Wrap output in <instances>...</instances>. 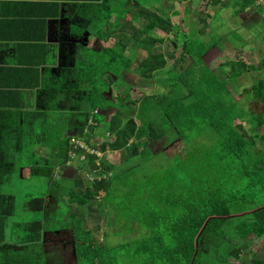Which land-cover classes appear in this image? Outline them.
<instances>
[{"label":"trees","instance_id":"1","mask_svg":"<svg viewBox=\"0 0 264 264\" xmlns=\"http://www.w3.org/2000/svg\"><path fill=\"white\" fill-rule=\"evenodd\" d=\"M144 2L148 7L141 5L139 9L116 13V22L107 35L101 37V31L97 34L93 29L99 39L115 40L113 46L101 49L97 61L94 58L90 67L82 69L80 79L84 84L82 124L77 127L75 135L91 146L93 152L75 145L72 136L59 140L57 145L56 158L65 167L75 158L78 171L85 170L95 175L94 179L73 178L75 186L68 188L64 196L68 203L77 204L76 212L70 214V221L76 255L83 264H124V259L129 264H200L203 239L218 233L232 220L231 209L239 201L245 205L253 203L252 198L224 194L218 187V191L211 189L202 193L198 189L204 190L205 181L192 171L186 172L190 166L184 159L174 164V169H164L161 165L156 173L140 176L143 178L140 180L136 172L133 181L134 169L139 166L137 159L149 162L159 154L153 151L155 142L164 141L171 145L185 139L188 144L198 137L209 141L212 138L213 147L206 150L212 172L216 166L224 163L232 165L230 169L233 164L238 165L242 168L239 176L249 178L252 188L258 187L264 191V158L261 161L258 155H251V150L257 153L262 151L257 144L261 141L259 137L264 136V113H249L241 101L247 95L264 106V78L246 89L245 95L236 94L238 90L234 80L248 66L242 59L220 61L219 55L226 57L227 45L223 38L220 37V44L215 42L211 45L210 37L207 39L204 35H209L212 29L208 32L202 26L196 31L198 36L193 31L188 35L173 22L169 13L152 10L149 6L151 0ZM213 2L218 4L220 0ZM99 6L101 8V4ZM238 7L241 12L249 8L255 19H260L258 22L264 24L263 7L256 5L255 0H241ZM195 15L199 17L198 13ZM200 15H203L199 17L201 25L206 22V18L205 13ZM111 17L112 12L100 11L98 18L109 21ZM140 19L145 24L136 26L134 22ZM156 29L166 35L160 38L154 36L153 31ZM81 32L85 33V30ZM169 35L174 37L172 41H167ZM228 35L226 32L223 36L225 38ZM215 44L216 47H213ZM179 46L182 51L178 57L176 52ZM144 51L146 53L142 57ZM260 66H264V59ZM225 67L229 68L228 76L223 78L217 71ZM127 74H134L144 80L157 75L163 77L165 74L163 84L167 91L160 95L143 93L138 98L131 96L135 87L127 79L130 76ZM60 75L61 83L74 78V73L70 74L64 69H61ZM113 86L121 91L117 101L108 97ZM111 110L113 113L108 121L104 120V129L100 134L102 141L97 145L90 144V139L85 138L88 136L86 132H94L102 124L98 115L104 114L107 119L103 112ZM244 121L251 126V134L246 132ZM256 135L258 139L255 140ZM194 149L184 148V152ZM107 151L127 154L124 157L126 167H117V164H109L100 158L98 153ZM82 156L84 158L81 160ZM133 158H136L133 160L134 165H130ZM33 159L28 161L32 174L43 173L50 179L54 177L52 168H40ZM45 159L41 157V161L45 162ZM5 165L4 160H0V169H4ZM0 173L4 174L3 171ZM233 175L229 173L227 177L222 176L216 183L227 184ZM101 193L104 195L96 208H100L102 213L115 210V217L128 220L130 232L136 224L141 232L146 230L148 234L113 247L101 245L92 231L85 227L87 211L97 202ZM36 200L38 204H34L38 210L43 209L45 198ZM6 206L7 197L0 195V241L6 232ZM81 207H88V210L79 213ZM110 224H113L112 219ZM28 228L32 232L41 231L45 224L43 220L34 221L28 223ZM236 233L246 242L264 237V203L256 205L251 214L236 226ZM38 240L40 236L32 237L30 242ZM240 253L241 249L231 251L222 255L216 263L236 264L229 259L234 257L239 260ZM252 264H264V259L254 258Z\"/></svg>","mask_w":264,"mask_h":264},{"label":"crops","instance_id":"2","mask_svg":"<svg viewBox=\"0 0 264 264\" xmlns=\"http://www.w3.org/2000/svg\"><path fill=\"white\" fill-rule=\"evenodd\" d=\"M199 1L204 5L203 8L208 6L206 11L213 12L209 9L213 0H195V4L198 5ZM171 4H174V0H151L149 6L159 13H164L162 9H165L167 12L165 14L171 15L177 12L169 6ZM141 5L148 7L144 0H0V160L6 163L4 169H0V172H4V174L0 173V179L2 175L0 195H4L1 193L2 187L10 174L8 168L10 159L13 157H9L7 152L19 149V143L23 142L27 131L35 129L36 120L40 117L43 120L59 117L57 114L61 109L63 113H70L72 123L79 126L82 124L83 99L82 91H79L80 87L84 86L80 81L82 69L90 67L94 58L97 61V55L101 49L111 47L115 43L113 38L107 41L99 39L96 33L99 34L100 30L101 37L107 35L116 22V13L139 9ZM100 11L112 12L110 20L99 19ZM190 12L195 14L196 10ZM249 13L248 8L240 15V26L237 28L243 35L247 30L256 28L258 24L264 26L261 21L254 24L250 17L252 13L250 15ZM188 14L189 11H183L184 17ZM134 24L142 26L145 21L140 19ZM207 24L203 22L199 25V22L197 24L193 19L185 23L186 29H191L195 25L197 30L199 26L207 30L209 28ZM93 29H95V34ZM81 30H85V33ZM251 35L254 34H250V37L242 36L240 39L247 45L243 55L251 52L252 45L264 46V29L259 40L255 35L253 38ZM204 36L208 38V34ZM229 39L228 35L223 38V42L234 48V42ZM242 54L235 58L228 53L227 48L226 57L219 55L218 58L221 62L230 59L238 61ZM254 56L256 60L258 54L254 52ZM242 60L246 62L248 68L242 70L241 75L234 80L238 95L250 89L258 82L261 75H264V67H255L257 64L254 65L253 62L243 58ZM61 69L70 74L74 73V78L61 83L59 81ZM228 70L227 67L219 68L217 72L221 74V77L226 78ZM248 78L258 80L246 85L245 80ZM241 101H243V108L249 113L256 115L264 113V106L259 101L247 95ZM78 112L80 113L79 119H77ZM62 117L66 119L65 116ZM243 124L246 132L251 134V126L246 121ZM68 129L70 132H76L77 127ZM200 139L207 138L201 137ZM21 145L23 146L22 143ZM39 150L47 151L43 148ZM41 152V155L39 152L38 154L46 158V152L44 154ZM24 163L18 169H21V177L27 178L32 174V167L28 166L30 162ZM5 196L7 200L11 197L7 193ZM6 211L8 212L7 209ZM37 236H40V240L28 243L32 237L37 238ZM5 245L0 247V254L5 264H77L71 243L69 240L61 239L59 231L44 229L33 231L31 235L29 233L24 239L21 238L18 243L9 241ZM16 249H21L20 253H16ZM6 251L12 252L14 257H20L19 261H13L14 257Z\"/></svg>","mask_w":264,"mask_h":264},{"label":"rangeland","instance_id":"3","mask_svg":"<svg viewBox=\"0 0 264 264\" xmlns=\"http://www.w3.org/2000/svg\"><path fill=\"white\" fill-rule=\"evenodd\" d=\"M238 1L240 2L241 0ZM255 1L257 3V0ZM239 2H236V0H220L218 4H215V2H211L209 9H212L213 12L209 13L208 11H206L208 9V6H206V8H203L204 5L202 3L200 4V1L198 2V5H196L195 0H174V4H171L169 6H172V8H174V11L177 12H174L175 14H169L168 16H170L173 22L179 25L185 33L190 34V32L193 31L195 35L198 36V34L196 33V27L193 29L192 27L191 29H186L187 27L185 23H189L190 19H193L198 24V22L200 21L199 17L203 16L200 14L205 13L206 22L209 24V28H207V31L209 32L212 29V32L208 35V38L210 37V44L212 45L215 42H217V44H220V37L224 38L223 35L227 32L230 36L229 40L231 42H234V48L232 47V45L230 47L227 46L228 53L236 58L238 57V55L244 53V50L247 46L245 42H241V37H250V34H254L255 37H258L259 40L263 35L264 29V26L262 27V25L258 24L253 30H247L248 32L246 31L244 35L240 33L238 28L240 26V15L242 12L238 7ZM162 10L164 12L163 14L167 13L165 9ZM184 10H187V12L189 11V14L185 17L183 15ZM192 10H196V12L199 14V17L190 12ZM207 15L210 16L207 17ZM250 17L254 24H257L260 20L258 18L255 19L253 14H251ZM153 35L160 38L164 37L166 34L161 30L156 29L155 31H153ZM254 35H251L252 38L254 37ZM167 37V41H172L174 39L172 35H169ZM217 44H215L213 47H216ZM181 51V46H179L176 52L178 57L181 55ZM254 52L255 54H258L256 60L254 58ZM145 53L146 52L144 51L141 56L143 57ZM239 58H243L247 61L253 62L254 65L257 64L255 67L262 68L264 66L260 65L262 60L264 59V46L258 44L252 45L251 52H246V54H242ZM254 61H256L257 63H255ZM171 63H169V65H171ZM164 75L163 77L157 75L153 79L144 80L135 76L134 74H127V76H129L127 77V79L133 85V87H135L131 92V96L133 95L134 97L138 98L143 93H154L160 95L161 93L166 92L167 88H165L164 86ZM260 78H264V75H261ZM255 80L257 81L258 79L248 78L245 80V84L249 85ZM79 91H82V87H80ZM120 93L121 91L117 87L113 86L108 93V97L114 101H117L118 97H120ZM245 93L246 92H243L242 94ZM61 97L63 98V95H61ZM103 113L106 114L107 119L104 118V114H99L98 119L101 120L102 124L96 127V129H94V132L92 130H88L86 132L88 136H85V138L88 137L90 139V144L92 145H97L102 141L103 138L100 134L104 129V120L108 121L113 111L111 110ZM51 114H53V112H51ZM58 114L57 116L59 117H52L50 120H43V118L40 117V119L35 121V129L27 131L26 135L23 137V142L19 143V149H12L10 152H7V155H9V157H13L10 159L8 168L10 174L7 177V182L2 187L1 192L4 195L5 193L11 195V197L7 200V235L2 239V241H0V244H3L4 246H6L5 244L9 241H15V243H18L21 238L24 239V237L30 232L28 223L34 221L43 220L45 228L47 230H55L61 232L62 238L72 233L71 221L67 218L68 215H70L72 212H76L77 204L68 203V199L64 197L65 192L68 190V188L75 186V180H78V178L86 180L88 179V177L85 170L78 171L76 173L75 180L68 179L63 174L66 167L56 158L58 152L57 145L59 144V140H62L67 136H72V140L74 141L76 139L77 131L70 132V129L68 128L74 129L75 127H79V125H76L70 121V113H63V111L59 109ZM62 116H65L66 119ZM79 118L80 113L78 112L77 119ZM211 129L212 128H210L208 132H210ZM262 131L264 132V129H262ZM53 137H56L55 140L53 139ZM200 138L201 137H198L192 140L191 143L193 142V144H187L185 139L184 141L180 140L179 144H181V146H179L178 143H172L171 145H168L169 143L167 144L164 141L155 142V145H153L152 148L154 152L158 151L159 154L153 156L152 160L149 162H140V159H137L139 166L134 169L135 173L132 176V180L134 181L136 172L140 180L143 179L140 176L146 177L150 174L156 173V169L160 168L161 165L164 169H174V164L184 159L185 163L190 166V169L188 168L186 172L189 173L190 171H192L197 174L198 177L205 181L203 183V185L205 186L204 190L198 189L199 191H203L202 193H207L206 190L211 191L212 189L214 191H223L224 194L240 196L241 198H252L251 200L254 201L251 204L248 202V204L245 205L242 201H239V204H235L231 209L233 213L232 220L225 224L222 230H220L218 233L208 235L203 239L201 247L202 256L200 263L217 264L216 262L218 261V259L222 255L228 254L230 250L251 245V247L244 250V253L242 254L240 260L242 264H250L254 256L258 258L264 257V238L262 240H252L250 244V242H246V240L241 239L237 235L236 226L240 224L246 216H249L251 214V212L256 208V205L264 203V191H262L258 187L252 188V185L249 183V178L245 176H239L240 174H242V168L238 165H234L233 160H231V164H233L232 169H230L232 165H227L226 163H224L223 165L216 166L214 172H212L210 162L208 163V157L206 156V150L211 149L214 141L212 138H210V141L208 139L201 140ZM254 138L255 140L256 138L258 139L257 135L254 136ZM259 140L261 141L258 142L257 146L261 147L260 149L262 151L257 153L254 152V150H251V155H258V158H261L260 160L262 161V159L264 158V136L259 137ZM21 143L23 144V146L21 145ZM261 143L262 146L260 145ZM82 144H84V146H86L89 151H92V147H89L84 140L82 141ZM41 148L46 149L47 151L41 152V150H39ZM184 148L190 150L192 148L195 149L192 151L186 150L184 152ZM38 152L39 154L40 152L42 154L46 152V163L44 162V160L41 161V154L38 155ZM183 152L184 154H182ZM98 155L100 156V158L105 159V161H107L109 164H117V167L122 168L126 167L124 157L127 156V154L123 155L121 151H107L106 153L100 152L98 153ZM32 157H34L33 160L36 161L37 164H39L40 168H52L55 171L54 177L50 179L46 174L36 173L30 174L27 178H22L21 169L19 170L18 167H20L24 162H28ZM83 158L84 157L82 156L80 159L82 160ZM135 159L136 158H133L130 161V165H134L133 160ZM69 165L77 166L78 161L74 158L71 162L68 163V166ZM229 173H233L234 175L227 184L216 183L218 179L221 180L222 176L227 177ZM237 173H239L238 176H236ZM189 180L190 179L188 175V182L190 183ZM181 183L184 184L183 181H181ZM103 195L104 194L101 193V195L97 199V202L92 207H90L89 210L88 207H81L79 212L81 213L83 210H88L87 216L85 218V227L92 231L94 238L99 243L105 241L103 244L113 247L127 243L132 239L139 238L148 234L146 230H142L141 232L136 224L132 226V231L130 232L129 224L127 223L128 220H126L125 217H122L121 220L119 219V216V218L115 217V210H110V215V212H108L107 210L105 211V213H102L100 208H96L98 206V203H100ZM43 197L45 198V200H48L46 202L45 212L40 208V210H38L37 206L34 204H38V200L36 199ZM33 199L36 201H34ZM111 219L113 223L112 225L110 224ZM0 247L3 246L0 245ZM20 251L21 249L15 250L16 253H20ZM19 259L20 257H14L13 261L18 262ZM2 261V254H0V262ZM124 264H129L128 260L124 259Z\"/></svg>","mask_w":264,"mask_h":264},{"label":"flooded vegetation","instance_id":"4","mask_svg":"<svg viewBox=\"0 0 264 264\" xmlns=\"http://www.w3.org/2000/svg\"><path fill=\"white\" fill-rule=\"evenodd\" d=\"M71 166H74V165H71ZM75 168H77V166H74ZM77 171H76V173L78 172V169H76ZM75 177H76V174H75ZM48 200H44L43 201V205H42V208L44 209V212H45V206H46V202H47ZM70 215H68V220H70ZM44 230H47V229H45V228H43ZM51 231V230H50ZM53 231H55V230H53ZM71 234L70 235H66L64 238H62V234H61V239H64V241H66V240H69V242L71 243V245H72V248H73V251H74V253H75V256H76V259H77V264H83L81 261H79L78 260V258H77V255H76V250H75V236H74V232H73V229H72V227H71ZM30 233V235H31V233H33L32 231H30L29 232ZM59 233H61V232H59ZM6 235H7V233L5 232V236H4V238L6 237ZM9 236V235H8ZM108 236V235H107ZM106 236V237H107ZM264 237H262V238H259L258 240H262ZM104 240V239H103ZM251 241L252 240H247V242H250V244H251ZM105 242V241H104ZM104 242H100V244L102 245ZM28 243H33V242H28ZM0 245H3V244H0ZM23 245V244H22ZM249 247H251V245L249 246H246V247H239V248H235V249H232V250H230L229 252H235L237 249H241V253H240V259L239 260H236L234 257H230V259H229V261L231 262V263H236V264H242L241 262H240V260H241V256H242V254L244 253V250H246L247 248H249ZM7 253H9V254H11L13 257H14V255H13V253L12 252H9V251H6ZM5 252V253H6ZM254 258H257V259H264V257L263 258H258V257H256V256H254L253 258H252V261L254 260ZM3 260V259H2ZM58 260H56V262H57ZM252 261H251V263L250 264H252ZM0 264H5V262H4V260L2 261V262H0ZM14 264V263H13Z\"/></svg>","mask_w":264,"mask_h":264},{"label":"built area","instance_id":"5","mask_svg":"<svg viewBox=\"0 0 264 264\" xmlns=\"http://www.w3.org/2000/svg\"><path fill=\"white\" fill-rule=\"evenodd\" d=\"M256 5H258V6H262V7H263V10H264V0H257ZM263 14H264V13H263ZM74 143H75V145H77V146L79 145V146H81V147L87 148L86 146H84V144H82V141H81L80 139L75 140ZM87 149H88V148H87ZM88 151H89V150H88ZM90 152H93V150L90 151ZM104 176H105V175H104ZM87 177L90 178V179H94L95 175H94L93 173H91V172H87Z\"/></svg>","mask_w":264,"mask_h":264},{"label":"water","instance_id":"6","mask_svg":"<svg viewBox=\"0 0 264 264\" xmlns=\"http://www.w3.org/2000/svg\"><path fill=\"white\" fill-rule=\"evenodd\" d=\"M76 171L77 170L74 166L69 165L68 167H66L63 174L66 178L73 179V178H75Z\"/></svg>","mask_w":264,"mask_h":264}]
</instances>
